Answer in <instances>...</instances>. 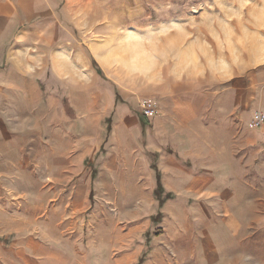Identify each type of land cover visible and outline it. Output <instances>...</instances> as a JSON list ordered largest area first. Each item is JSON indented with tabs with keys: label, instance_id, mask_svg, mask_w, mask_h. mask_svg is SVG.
I'll return each instance as SVG.
<instances>
[{
	"label": "rangeland",
	"instance_id": "1",
	"mask_svg": "<svg viewBox=\"0 0 264 264\" xmlns=\"http://www.w3.org/2000/svg\"><path fill=\"white\" fill-rule=\"evenodd\" d=\"M189 3L72 0L74 39L68 46L72 57L80 48L88 55V67L73 59L74 72L45 93L46 104L22 123H0V137L17 136L27 150L0 156V164L18 165L0 172V264H55L56 255L62 256L60 264H119L96 259V245L110 247L111 235L133 247L149 245L154 237L165 245L180 238L191 244L239 242L246 244L240 249L250 252L251 264H264V124L248 126L254 110L264 111V62L256 58L255 42L229 74L198 83L169 81L136 94L103 59L106 42L119 28L183 23L235 6L234 0H191L201 5L192 12ZM85 72L90 83L81 82ZM86 95L88 105L82 106ZM147 98L156 102L154 117L142 115ZM168 151L179 154L185 187L176 184V170L174 177L162 176L158 159ZM156 173L161 206L154 194ZM15 175L24 185L18 190L24 192V217H13L9 209L17 198ZM34 201H40L38 220L31 214ZM15 225L23 228L11 230ZM228 230L234 236L226 240L222 232ZM76 253L84 262L71 259ZM143 261L144 253L120 264Z\"/></svg>",
	"mask_w": 264,
	"mask_h": 264
},
{
	"label": "crops",
	"instance_id": "2",
	"mask_svg": "<svg viewBox=\"0 0 264 264\" xmlns=\"http://www.w3.org/2000/svg\"><path fill=\"white\" fill-rule=\"evenodd\" d=\"M71 11L72 0H0V123H22L28 112L31 115L33 108L46 104L48 99L45 93L51 91L52 87L56 88L58 82L64 84L65 78L74 72L73 59L80 62V68L88 67V55L84 54L81 48L76 49L75 57L71 56L72 47L68 46L74 39L70 26ZM28 67L33 69L30 74L25 71ZM70 101L73 102V97H70ZM83 104L88 105L87 95L86 103H82V106ZM26 108L29 109L27 112ZM28 150L32 152L31 149ZM26 151L24 141L17 136L0 137V156L6 154L23 156ZM173 154L172 151H168L167 156L160 155L158 166L162 169L164 177L170 173L174 177L172 172L176 170L178 177L176 184L185 187L182 179L179 180L178 170L182 169L179 165L181 161L176 158L179 154ZM187 161L188 159L183 162ZM17 168L18 165L15 163L0 164V172L4 169L12 172ZM12 182L14 186L12 194L17 198L10 201L15 205L12 207L10 205L9 209L15 210L13 214H16L13 217H21L19 214L24 217V192L18 191L23 189L24 185H19L16 175ZM33 203H36L37 207L32 210V218L38 220L41 214L40 201ZM22 228L17 225L10 227L16 232ZM222 234L223 237L226 236V240L229 238L228 235L234 236L229 230ZM156 239L154 237L149 245L143 243L133 247L129 243L121 244L120 237L111 235L109 242L112 244L108 247L110 243L108 246L104 245L101 243L104 239L101 238L99 239L101 244L96 245L99 253L96 259L98 262L108 260L119 264L127 261L133 263L144 253L143 264H251L250 252L240 249L246 245L243 243L191 244L186 243L185 238H180L179 242L165 245L157 243ZM77 254L71 259L76 262L83 259L84 262L85 256ZM54 260L55 264H60L62 256L56 255ZM253 264L260 263L255 259Z\"/></svg>",
	"mask_w": 264,
	"mask_h": 264
},
{
	"label": "clouds",
	"instance_id": "3",
	"mask_svg": "<svg viewBox=\"0 0 264 264\" xmlns=\"http://www.w3.org/2000/svg\"><path fill=\"white\" fill-rule=\"evenodd\" d=\"M234 3L223 13L209 11L183 23L148 25L138 31L119 28V35L106 42L103 59L133 94L162 89L169 81L198 83L229 74L243 62L250 42H255L256 58L264 62V0ZM189 4L192 12L201 7L191 0ZM81 82H91L87 72Z\"/></svg>",
	"mask_w": 264,
	"mask_h": 264
},
{
	"label": "built area",
	"instance_id": "4",
	"mask_svg": "<svg viewBox=\"0 0 264 264\" xmlns=\"http://www.w3.org/2000/svg\"><path fill=\"white\" fill-rule=\"evenodd\" d=\"M142 115L149 118L156 116L158 110L156 108V103L152 99H145L142 102L141 108ZM264 124V111L256 109L253 111L252 118L250 119L248 126L251 129H257Z\"/></svg>",
	"mask_w": 264,
	"mask_h": 264
},
{
	"label": "trees",
	"instance_id": "5",
	"mask_svg": "<svg viewBox=\"0 0 264 264\" xmlns=\"http://www.w3.org/2000/svg\"><path fill=\"white\" fill-rule=\"evenodd\" d=\"M163 192V187L160 182L159 174L156 173V189L154 191V194L156 198L158 199L159 206L162 204V199H161V193ZM169 197V196H167Z\"/></svg>",
	"mask_w": 264,
	"mask_h": 264
}]
</instances>
